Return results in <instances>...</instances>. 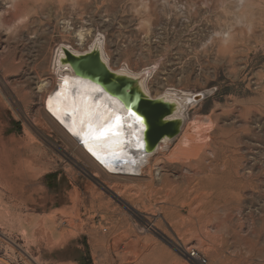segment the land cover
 <instances>
[{
  "label": "rangeland",
  "instance_id": "1",
  "mask_svg": "<svg viewBox=\"0 0 264 264\" xmlns=\"http://www.w3.org/2000/svg\"><path fill=\"white\" fill-rule=\"evenodd\" d=\"M95 33L152 96L201 94L140 176L41 108L53 48ZM0 264H264V0H0Z\"/></svg>",
  "mask_w": 264,
  "mask_h": 264
},
{
  "label": "bare ground",
  "instance_id": "2",
  "mask_svg": "<svg viewBox=\"0 0 264 264\" xmlns=\"http://www.w3.org/2000/svg\"><path fill=\"white\" fill-rule=\"evenodd\" d=\"M77 32V41L81 44L84 38L83 34L85 33L82 34L80 31ZM80 44L79 46H81ZM61 45L68 47L75 53L85 52L92 47H96L105 56L107 64L109 65L108 57L104 49V38L100 33L93 34L86 42L82 51H77L79 49L69 42H62L54 47L48 63L51 86L46 89L41 98V108L46 116L54 122L60 130L73 141L75 147L80 149L101 171L107 175L117 177L140 176L142 175L144 168L150 164V157L153 156V154L159 151L161 152V150L166 151L168 148L172 151L179 146V138L185 132L188 120L186 109L189 106L194 105L192 93L187 91L184 92L183 89L176 88L169 91L166 88L162 89L159 94H156L164 95L166 98L175 101L177 108L175 115L183 116L185 120L181 125V130L177 136L171 140H163L159 142L152 153L143 155L141 150L142 147L138 146L139 137L134 133L131 126L135 118L128 116L122 106L116 100L109 98L103 91L94 90L97 87L100 89L99 86L75 76L66 64H61ZM113 70L125 71L138 75L141 79V84L151 95L147 87V79L150 76L153 67L147 66L135 71L133 69L131 70L125 64H119L116 66V69ZM47 84L48 80L45 81L42 79L39 88L41 89ZM85 108L89 111L105 113L106 115L111 116L112 120H114L116 115L122 117L123 126L120 129L122 135L114 139H106L99 143L89 141V144L86 146L84 143L83 132L87 131V127L86 125H80V120ZM109 122H111V120ZM73 127L76 128L77 132H81V135H74L73 131H70V128ZM135 128L136 130L141 129L140 125L137 123H135ZM139 142L142 144L141 140H139ZM89 147L92 148V151H89ZM93 152H95L96 155H93ZM117 192L118 191H116V193Z\"/></svg>",
  "mask_w": 264,
  "mask_h": 264
},
{
  "label": "water",
  "instance_id": "3",
  "mask_svg": "<svg viewBox=\"0 0 264 264\" xmlns=\"http://www.w3.org/2000/svg\"><path fill=\"white\" fill-rule=\"evenodd\" d=\"M60 48V63L66 64L75 76L99 86L109 98L122 106L128 116L130 109L143 117L142 129L136 130L135 120L131 124L142 142L143 155L152 153L159 142L171 140L180 132L185 118L175 115V101L164 95L151 96L138 75L111 69L105 56L96 47L79 53L72 52L64 45ZM199 96L201 94L193 95V99Z\"/></svg>",
  "mask_w": 264,
  "mask_h": 264
},
{
  "label": "snow or ice",
  "instance_id": "4",
  "mask_svg": "<svg viewBox=\"0 0 264 264\" xmlns=\"http://www.w3.org/2000/svg\"><path fill=\"white\" fill-rule=\"evenodd\" d=\"M95 91H103L98 87L94 89ZM131 117L135 118L137 124L140 125L141 129L144 125V119L141 116H138L135 112H132L129 109ZM111 120V122H109ZM80 125L87 127V131L83 132L84 143L87 146L89 141L93 142H102L106 139H114L122 135L120 129L122 128V117L116 115L114 120L111 116L106 115L105 113L99 111H89L85 108L82 118L80 120ZM70 131H73L74 135H81V132H77L76 128H70ZM138 146L142 147L143 145L138 140ZM89 151H92V148L89 147ZM93 155H96L93 152ZM99 158V157H98Z\"/></svg>",
  "mask_w": 264,
  "mask_h": 264
}]
</instances>
